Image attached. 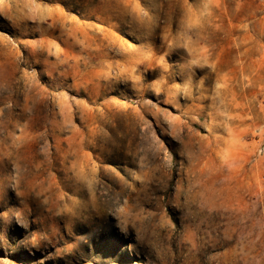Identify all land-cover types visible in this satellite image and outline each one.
Listing matches in <instances>:
<instances>
[{"label": "rangeland", "instance_id": "obj_1", "mask_svg": "<svg viewBox=\"0 0 264 264\" xmlns=\"http://www.w3.org/2000/svg\"><path fill=\"white\" fill-rule=\"evenodd\" d=\"M0 264H264V0H0Z\"/></svg>", "mask_w": 264, "mask_h": 264}]
</instances>
